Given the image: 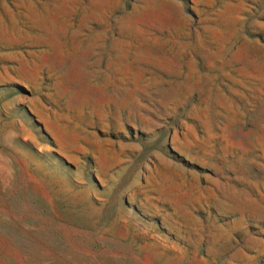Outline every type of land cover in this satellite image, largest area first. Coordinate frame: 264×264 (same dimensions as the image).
<instances>
[{
  "label": "rangeland",
  "instance_id": "obj_1",
  "mask_svg": "<svg viewBox=\"0 0 264 264\" xmlns=\"http://www.w3.org/2000/svg\"><path fill=\"white\" fill-rule=\"evenodd\" d=\"M0 264H264V0H0Z\"/></svg>",
  "mask_w": 264,
  "mask_h": 264
}]
</instances>
